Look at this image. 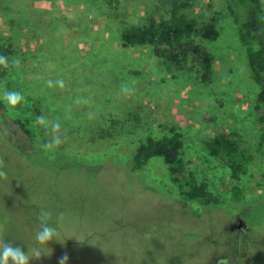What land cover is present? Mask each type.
I'll return each mask as SVG.
<instances>
[{"label": "rangeland", "instance_id": "374dc122", "mask_svg": "<svg viewBox=\"0 0 264 264\" xmlns=\"http://www.w3.org/2000/svg\"><path fill=\"white\" fill-rule=\"evenodd\" d=\"M164 2L122 0L116 20L106 0H0V51L11 68L0 95L23 97L16 106L3 99L9 115L30 121L39 108L57 133H70L65 150L35 134L33 157L0 137V245L32 249L44 213L57 230L30 264H264V146L237 28L223 0H196L191 15L215 13L219 30L207 43L213 83L197 85L190 74L167 72L149 48L119 45L124 21L158 18ZM98 127L109 129L103 145L87 144ZM162 127L181 133L183 159L214 205L182 201L160 158L131 169L145 137L169 135ZM220 129L240 132L253 150L238 181L200 143ZM225 186L239 187L241 201ZM235 217L246 230L230 229Z\"/></svg>", "mask_w": 264, "mask_h": 264}, {"label": "trees", "instance_id": "16d2710c", "mask_svg": "<svg viewBox=\"0 0 264 264\" xmlns=\"http://www.w3.org/2000/svg\"><path fill=\"white\" fill-rule=\"evenodd\" d=\"M244 48L249 76L257 89L253 111L260 128L259 145L264 146V3L263 0H223ZM196 0H168L162 4L157 18L151 13L143 22L124 21L119 33V45L123 49L149 48L151 55L169 73H187L194 77L197 85L208 87L214 79V55L207 43L219 38L218 16L214 13L208 18L191 15ZM122 0H106V8L113 19L121 17ZM167 7V9H166ZM0 56L6 54L0 51ZM11 70L9 61L0 64V84L6 73ZM1 89V88H0ZM42 97V96H41ZM45 115L37 108L32 119L23 120L9 115L8 108L0 95V137L8 147L20 155L33 157L39 154L38 134L44 137L45 146L55 145L65 150L70 133H57L50 123L47 128L37 124L38 117ZM50 122V117L47 118ZM32 122L33 129L29 128ZM88 130L92 139L87 144L98 146L109 129L98 127ZM169 135L161 138L147 136L139 143L131 158V169L139 171L149 161L160 158L167 169L169 182L176 188L179 198L200 206H212V197L205 182L199 181L183 159L184 141L174 127H162ZM36 132V133H35ZM57 134V135H56ZM60 138H59V137ZM98 136V138H97ZM59 138L60 143L54 141ZM99 139V140H98ZM51 142V143H50ZM200 143L208 156L226 168L233 181L247 173L254 160V153L244 136L236 131L215 130L211 136L202 137ZM233 201L242 199V191L237 186H225Z\"/></svg>", "mask_w": 264, "mask_h": 264}, {"label": "clouds", "instance_id": "9594fccd", "mask_svg": "<svg viewBox=\"0 0 264 264\" xmlns=\"http://www.w3.org/2000/svg\"><path fill=\"white\" fill-rule=\"evenodd\" d=\"M7 59L0 56V64H6ZM57 83L63 87V81H57ZM51 86V81H49ZM3 99L7 101L9 106L18 105L23 97L22 94L18 91H7L3 94ZM37 124L48 126L46 119L41 116L36 120ZM60 125L57 123L54 125V128L58 130ZM54 143L59 144L60 140L57 138ZM56 226L53 223H50L48 220V214L44 213L40 216V223L38 230L35 233L34 241L35 244L32 249L25 251L20 246H14L13 244L4 243L0 245V264H30L33 259L40 258L42 253L41 249H46L49 242L56 235ZM67 257L64 258L66 260ZM64 260L61 261V264H64ZM220 264H227V261H220Z\"/></svg>", "mask_w": 264, "mask_h": 264}, {"label": "flooded vegetation", "instance_id": "af4514ba", "mask_svg": "<svg viewBox=\"0 0 264 264\" xmlns=\"http://www.w3.org/2000/svg\"><path fill=\"white\" fill-rule=\"evenodd\" d=\"M230 229H238L239 231L246 230L243 222L238 217H235L233 223H231L230 225ZM258 259H260V257L259 258L253 257V261H251L249 264H255L256 260Z\"/></svg>", "mask_w": 264, "mask_h": 264}]
</instances>
